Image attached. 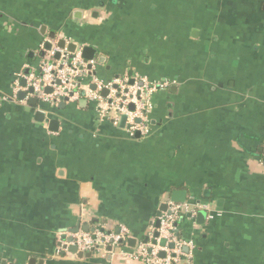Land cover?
Wrapping results in <instances>:
<instances>
[{
  "label": "crops",
  "instance_id": "obj_1",
  "mask_svg": "<svg viewBox=\"0 0 264 264\" xmlns=\"http://www.w3.org/2000/svg\"><path fill=\"white\" fill-rule=\"evenodd\" d=\"M50 32L94 49L98 80L168 82L149 136L84 97L29 105L21 81L39 74ZM174 191L198 207L177 223L191 244L179 264H264V0H0V264H144L124 254ZM77 226L136 242L79 258L58 242Z\"/></svg>",
  "mask_w": 264,
  "mask_h": 264
},
{
  "label": "built area",
  "instance_id": "obj_2",
  "mask_svg": "<svg viewBox=\"0 0 264 264\" xmlns=\"http://www.w3.org/2000/svg\"><path fill=\"white\" fill-rule=\"evenodd\" d=\"M81 50L82 48H78L71 53L66 48L59 49L56 43L51 45L39 63V74L30 76L27 81L28 88L32 87L34 91L33 95L41 104L50 107H56L64 100L67 103L84 97L96 104L101 119L110 121L114 126H118L121 117L125 116L123 129L129 137L149 136L151 131L147 114L151 109V96L157 90L167 87L168 82L151 81L140 75L117 77L103 82L91 75L93 62H85ZM56 54H59L57 59ZM89 65L91 68H88ZM86 75H91V80L84 84L82 79ZM130 79L132 83H129ZM45 89H50V92L46 93ZM103 90L106 91L104 96L101 95ZM130 106L133 108L130 109ZM164 204L166 209L161 213L158 228L153 229L147 235L146 242L139 243L132 253L124 254L126 257L144 264H179L181 258L186 257L183 250L191 244L178 237L177 223L182 214L193 213L194 208L198 207L168 199H165ZM130 238L125 227H119L116 232L97 227L93 230L60 234L58 242L63 252L75 247L83 254L105 250L113 253L121 246L126 247Z\"/></svg>",
  "mask_w": 264,
  "mask_h": 264
},
{
  "label": "water",
  "instance_id": "obj_3",
  "mask_svg": "<svg viewBox=\"0 0 264 264\" xmlns=\"http://www.w3.org/2000/svg\"><path fill=\"white\" fill-rule=\"evenodd\" d=\"M73 17H74L75 19L80 20V19L82 18V12H81V11H76L75 13H73ZM49 39H50L51 41L56 40V46H57L59 49L66 48V49H67L69 52H71V53H73V52L76 50V44H74V43H68V44H67L66 41H65L64 39H57V38H56V34H55L54 32H50V33H49ZM50 47H51V44H50V43H47V44L45 45V50H49ZM95 54H96V51H95L94 49H92L91 47H89V46H84V47L82 48V50H81V56H82V58H83V60H84L85 62L93 60ZM58 57H59V54H56V55H55V58L57 59ZM88 68H91V65H89ZM128 76L131 77V73H129ZM129 83H132V79H130ZM26 84H27V83H26L25 80H22V81H21V86H22V87H25ZM93 88H94V87H93ZM27 92H28L29 94H31V95L34 94V93H33L34 91H33L32 87H29V88L27 89ZM45 92H46V93H49V92H50V89H45ZM105 94H106V91L103 90V91L101 92V95L104 96ZM24 97H25V93H20V94L18 95V98H19V99H24ZM65 103H66V100H64L63 102L59 103V104L57 105V108H61V109L64 108ZM29 105H33V106H36V105H37L39 108H41V109H43V110L45 109V112H46V110H47V111L49 110V112H51V111L53 110L52 107H50V106H48V105H45V104H41V103L37 100L36 96H34V98L31 99V100L29 101ZM47 108H48V109H47ZM132 108H133V106H130V109H132ZM34 116H35V120L38 121V122H42L43 119H44V117H45L44 114H43V113H40V112L35 113ZM124 123H125V116H122V117H121V121H120V126L122 127V126L124 125ZM49 129L52 130V131H56V129H57V121H56V120H51V121H50ZM136 136H139V135H136ZM184 198H185V194L180 193V192H178V191H174V192L171 193V198H170L169 200H170L171 202H175V203H182V202L184 201ZM165 209H166V205H165V204H162V207L160 208V210L157 212V215H156V218H157V219H156V222H155V228H158V226H159V218H160V216H161V213H162L163 211H165ZM200 217H201V215H199L198 218H200ZM79 229H80V227L77 226V228L74 229L73 231H71V233H75V232H77ZM84 231H87V229L84 228ZM69 240H70V239H69ZM135 242H136V241H135L134 239H129V240H128V244H129V246H131V247H134ZM144 242H146V240H144ZM163 244H164V242L162 241V242H161V245H163ZM69 251H70L72 254L77 255V257H79V258H82V257H90V255H91V253H84V254H83L82 252H78L77 249H76L75 247H70V248H69ZM31 262H32V261H31Z\"/></svg>",
  "mask_w": 264,
  "mask_h": 264
}]
</instances>
